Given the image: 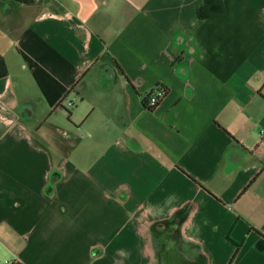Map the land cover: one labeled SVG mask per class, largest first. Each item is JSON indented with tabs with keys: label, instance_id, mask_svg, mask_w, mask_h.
I'll list each match as a JSON object with an SVG mask.
<instances>
[{
	"label": "crops",
	"instance_id": "0c3cea01",
	"mask_svg": "<svg viewBox=\"0 0 264 264\" xmlns=\"http://www.w3.org/2000/svg\"><path fill=\"white\" fill-rule=\"evenodd\" d=\"M223 1L0 0L3 262L264 264V0Z\"/></svg>",
	"mask_w": 264,
	"mask_h": 264
},
{
	"label": "rangeland",
	"instance_id": "374dc122",
	"mask_svg": "<svg viewBox=\"0 0 264 264\" xmlns=\"http://www.w3.org/2000/svg\"><path fill=\"white\" fill-rule=\"evenodd\" d=\"M156 245L159 252L158 262L161 264H196V259L194 260L195 256L193 254L187 253V250H184V254L179 253V250H176L179 246L173 244L168 237L156 238ZM180 247L182 248L181 245ZM159 248H162V250L160 251Z\"/></svg>",
	"mask_w": 264,
	"mask_h": 264
},
{
	"label": "trees",
	"instance_id": "16d2710c",
	"mask_svg": "<svg viewBox=\"0 0 264 264\" xmlns=\"http://www.w3.org/2000/svg\"><path fill=\"white\" fill-rule=\"evenodd\" d=\"M226 14V7L223 0H203L202 4L197 8V19L199 21H206L210 19L221 18ZM157 90L163 93L162 100L168 95L169 89L163 85H158ZM155 89V90H156ZM153 90L150 94L145 97L147 102L151 95L154 94ZM162 102V101H161ZM260 249H264V246H260Z\"/></svg>",
	"mask_w": 264,
	"mask_h": 264
},
{
	"label": "built area",
	"instance_id": "2783aa9c",
	"mask_svg": "<svg viewBox=\"0 0 264 264\" xmlns=\"http://www.w3.org/2000/svg\"><path fill=\"white\" fill-rule=\"evenodd\" d=\"M162 98H163L162 90L159 91V90L156 89L154 91V94L151 95L150 98L147 101V106L149 107V109L153 110V109L157 108L159 106V104L161 103ZM0 264H7V263L3 262L0 259Z\"/></svg>",
	"mask_w": 264,
	"mask_h": 264
}]
</instances>
